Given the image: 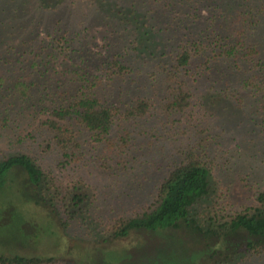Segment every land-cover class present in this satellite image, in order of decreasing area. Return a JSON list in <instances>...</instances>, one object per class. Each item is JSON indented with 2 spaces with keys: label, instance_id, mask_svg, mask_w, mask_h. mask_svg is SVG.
I'll list each match as a JSON object with an SVG mask.
<instances>
[{
  "label": "trees",
  "instance_id": "1",
  "mask_svg": "<svg viewBox=\"0 0 264 264\" xmlns=\"http://www.w3.org/2000/svg\"><path fill=\"white\" fill-rule=\"evenodd\" d=\"M8 1L15 10L1 23H25L26 35L12 43L0 28V65L8 74L0 75V92L3 97L15 94L22 105L16 112V97L14 108L13 101L3 102L0 116L3 113L2 120L9 124L20 119L22 109L40 105L43 111L47 101L53 102L50 115L39 120L43 138L40 133L37 138L45 153L54 156L52 165L47 168L32 149L0 155V216L7 207L4 196L12 197L4 214L8 211V220L19 226L17 230L12 226V238H22L16 245L32 240L39 245L38 238L50 237L64 243L67 256L78 249L72 257L76 260L65 262L85 264L94 259L89 241L65 237L62 230L75 221L97 243L133 232L143 236L145 242L134 250L100 249L101 264H245L264 255V184L254 205L231 213L216 206L223 187L218 185L223 166L219 148L227 128L223 119H215L216 108L221 110L230 101L237 111L251 114L249 140L264 147V41L257 32L264 26L263 0L117 3L118 9L107 10L118 13L123 36L127 27L132 31L97 68L89 63L80 26H60L52 20L47 37L39 38L32 29L35 20L14 17L26 10V3ZM60 1L37 0L31 10H55ZM103 2L98 1L96 8L101 9ZM61 54L62 65L71 60L76 67L69 80L53 82L51 70ZM83 133L98 143L94 161L116 177L131 173L146 149L171 146L164 150L166 156L174 149L147 207L115 216L110 223L100 224L92 216L98 193L85 174L67 177L54 172L55 167L65 169L83 160ZM261 165L258 173L263 175L264 158ZM30 205L43 212L36 213ZM26 229L33 234L27 235ZM116 252L120 259H110ZM56 257L12 250L0 252V264H59Z\"/></svg>",
  "mask_w": 264,
  "mask_h": 264
},
{
  "label": "rangeland",
  "instance_id": "2",
  "mask_svg": "<svg viewBox=\"0 0 264 264\" xmlns=\"http://www.w3.org/2000/svg\"><path fill=\"white\" fill-rule=\"evenodd\" d=\"M6 1L7 0H0V14L3 15V17L0 16V28L5 29V31L1 33H3L7 39H10V41L12 40V43H17L21 37H23V33H26L25 23L21 26H12L13 20H6L5 23H1V21L5 19L4 16L7 18L10 17L12 11L15 10L13 6H10V4L12 5V1ZM21 1L26 3V10L17 12L14 17L19 19L22 17L27 21L30 19L35 20L36 23L32 29L35 30L39 38L47 37L48 33L46 31L49 29L47 28L49 25L48 23L52 20L61 22L60 26L63 23L80 26L79 29L83 32L86 42H88L87 52L89 54V63H92L95 68L100 66L104 58H107V56L122 47L126 43L127 35L132 31L131 26L127 27L125 29V35L123 36V32L119 31V24L121 22L118 18V13L107 10L108 7L118 9L119 5L116 4L121 2L126 6V3L130 0H104L102 6H100L101 9L96 8L100 0H77V3L72 0H61L57 9L52 10L50 7L48 9L42 7L38 9V12H32L31 10V7L37 4V0ZM134 1L137 4H141L142 2V0ZM263 1L259 3L263 4ZM109 14L111 16H109ZM128 28L130 29L129 31H127ZM257 32H260L258 34L259 39L264 41V26L260 27ZM166 35H171V32L169 34L166 33ZM165 38L167 37L165 36ZM63 55L64 54H61L59 61L55 63V67L51 70L52 73L50 76L55 79L53 82L58 78H63L65 80L72 78V69L76 66L71 60L65 61L62 65L60 61ZM0 75H8L7 72H4L1 65ZM49 85L53 86L52 81ZM221 85L223 86L224 83ZM4 94L0 92V104L9 101L12 103L13 101L14 104H12V107L14 108L16 102L14 99L16 97L17 107L15 110L16 112H20L22 103L19 97L15 96V94H13V97H3ZM3 98L6 99L3 101ZM47 103L48 107L47 109H43V111L40 105L31 106L30 109L27 110L22 109L24 110V114L19 116L20 119L16 122H14L13 119L12 123L9 124H5L2 120V113L0 116V155L12 153V151L20 149H32L33 153L39 156V159L47 168L52 165L54 156L46 154L37 140L38 133H40V136L43 138L40 130H38L39 120L50 115L49 107L53 105L52 100L47 101ZM216 109L218 113L215 115V119L218 121L223 119L225 122L222 123V125L227 128V132L223 138V144L220 145L219 148V153L222 155V161L220 163L223 166L219 169L221 183L219 181L218 185L220 186L221 184L223 187L219 188L217 192L222 193V197L216 206L224 209V213H231L232 211L235 212L237 209L239 210L257 203L256 193L258 189L261 188L260 186L264 184V174H259V170L263 168L261 163L264 158V147L261 149L257 142L252 143L249 140L253 134L247 132L246 127L250 126L251 114H245L242 110L241 112L237 111L238 109L235 108V106L233 107L230 101H227L221 110L218 108ZM0 112H2L1 108ZM29 120L32 123H30ZM222 125L220 124L219 129L222 128ZM34 132L35 137L31 135V133ZM82 136L84 137L85 146L83 160L75 163V166L69 165L65 169H62V167H55L54 172L62 176H67V174L73 175L74 173L79 174L80 172L85 174L92 188L98 193L96 198H94L92 194V199L94 198L97 204H93L94 210L92 211V216H94L100 224L102 222L104 223V221L105 223H110L115 216L125 215L126 213L131 214L134 211L147 207L154 198L160 178L166 172V166L164 164L167 162V157H172V159L174 157L168 156L174 149L170 151L167 156V151L164 150L166 148L172 149L171 146H167L163 150L158 149V147H156V150L154 149L155 147L146 149L145 155L140 156V161L136 163V168L133 169L131 173H127V175L121 174L122 176L116 177L112 175L109 169L100 164L101 162L94 161L96 149L99 148L98 143L93 142L92 138L86 133H83ZM41 137L40 139H42ZM243 137L248 138V141L243 140ZM155 162L157 163L154 165L153 163ZM9 193H12V189L9 190ZM3 200L7 201V207L0 216V252L11 253L12 250H16L22 253H53L58 256L55 259H60L59 264H69L65 262V258L71 262L76 260L72 257H75L78 249L77 251L72 250L75 252L73 256H67L68 253L65 251L66 246H64V243L59 244L57 239L54 240L50 237H48L47 240L38 238L36 240L37 243H42L39 245L34 244L35 240H32V243L30 242L28 245H16V242L22 238L19 236L12 238V226H14L16 230L19 226L17 228L15 224L12 225V220H8V214H10L8 211L4 214L12 203V197L9 199V196H4ZM30 209L35 210L36 213L43 212L42 208L35 205H30ZM39 209L40 211H38ZM64 217L69 216L64 214ZM62 230L65 237L82 242L89 241L88 245L91 246L90 258L94 259L83 260L85 264H101L102 261L97 259V255L102 248L106 247L107 249L113 248L122 250L129 248L134 250L136 246L139 245L140 241L145 242L143 236L133 232L128 237L97 243L87 234L88 230L86 227L82 226L81 222L75 221H72V224H70L68 228H63ZM103 230L104 228H102V231ZM26 234L30 236L33 232L26 229ZM189 247L193 248V245ZM109 256H111L110 259H120L121 257L119 252ZM245 264H264V255L254 257Z\"/></svg>",
  "mask_w": 264,
  "mask_h": 264
}]
</instances>
